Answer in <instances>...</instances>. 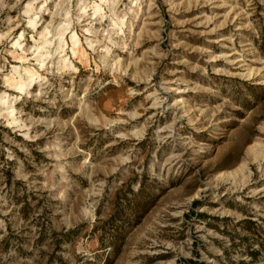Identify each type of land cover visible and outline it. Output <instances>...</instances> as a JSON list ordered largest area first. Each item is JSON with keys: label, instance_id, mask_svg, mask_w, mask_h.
<instances>
[{"label": "rangeland", "instance_id": "374dc122", "mask_svg": "<svg viewBox=\"0 0 264 264\" xmlns=\"http://www.w3.org/2000/svg\"><path fill=\"white\" fill-rule=\"evenodd\" d=\"M1 151L0 264H264V0H0Z\"/></svg>", "mask_w": 264, "mask_h": 264}, {"label": "trees", "instance_id": "16d2710c", "mask_svg": "<svg viewBox=\"0 0 264 264\" xmlns=\"http://www.w3.org/2000/svg\"><path fill=\"white\" fill-rule=\"evenodd\" d=\"M11 160L8 159L7 157H5L4 152L1 151L0 154V170H1V174L4 178V182L6 186H10L11 180L14 179V173L12 171V167L10 165ZM143 176H146L145 174ZM137 179V175L130 177L126 182L123 181L122 184H131L132 182H134ZM16 184V187H14L12 190H14V192H16L18 190V185H21L24 181L21 179H14L13 180ZM144 188V182L141 180L139 182V190L142 191V189ZM12 198L15 200V202H23L24 204L27 203L26 201V193L22 192L21 194H13ZM154 197L153 196H139L137 195V197H131V198H123L122 196L117 195L114 200H113V204L116 206L118 205H122V201H125L126 204L123 205L125 206L124 209L125 212H121V210L117 211V214H111V217H114L116 215L119 214H124L125 218L127 219V221H129L131 224H135L138 223L139 220L141 219V217L143 216V214H145V212H147V210L150 208V206L153 204L154 202ZM102 202V200H101ZM199 203L198 200H194L193 201V206H196ZM193 213L197 216V215H201L200 212L197 211H193ZM186 216L189 213H184ZM99 215H100V207L99 205L96 207V218H95V222L93 223L92 226V231L96 232V230H98V224L96 223L99 220ZM243 223H256V220L248 218V217H244L240 220ZM247 229L250 227L249 226H245ZM39 233H41V230H38ZM73 233H75V229L73 228H69L67 230H60V231H53L54 235H59V237L56 238V242L59 243L62 241H67V240H71L72 239V235ZM100 244L102 246H106L109 245L110 248H115L118 249L119 245H120V241L118 240V238L113 237V234L110 237H102L98 236ZM242 239L247 240L249 239L248 235H243ZM253 241H258V239H252ZM251 240H248L244 252L246 254H248V256H250L249 261H254L256 259V255L257 253H259L261 251V247L263 245V242H258V245L256 247H253ZM183 261L186 264H203V260H198L196 258H192V257H179L177 262H175L174 264H180V262ZM239 262L243 263L244 259H239Z\"/></svg>", "mask_w": 264, "mask_h": 264}, {"label": "bare ground", "instance_id": "6f19581e", "mask_svg": "<svg viewBox=\"0 0 264 264\" xmlns=\"http://www.w3.org/2000/svg\"><path fill=\"white\" fill-rule=\"evenodd\" d=\"M11 75V74H10ZM12 76V75H11ZM15 77V76H14ZM11 78V77H10ZM29 79V78H28ZM18 80H20V79H18ZM12 82V81H11ZM15 84H17V83H15ZM10 85H14L13 83H11Z\"/></svg>", "mask_w": 264, "mask_h": 264}]
</instances>
